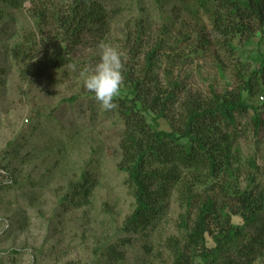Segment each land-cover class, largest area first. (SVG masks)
<instances>
[{
	"label": "rangeland",
	"instance_id": "1",
	"mask_svg": "<svg viewBox=\"0 0 264 264\" xmlns=\"http://www.w3.org/2000/svg\"><path fill=\"white\" fill-rule=\"evenodd\" d=\"M73 1L2 5L0 264H172L170 244L184 237L185 208L177 193L165 199L149 227L124 228L136 202L128 173L119 167L125 121L117 99L130 94L124 76H137L156 45L155 72L166 87L179 81L183 91L193 93H204L210 83L222 89L231 75L222 78L212 50L203 46L212 21L204 11L193 14L189 0H97L109 10L107 27L97 36L87 32L82 44L70 49V64L40 70L43 49L60 35L58 24H38L36 8L44 4L49 13L66 14ZM254 42L240 45L239 52L254 53L258 38ZM101 45L123 53V84L111 110L83 85L99 62ZM248 133L240 142L244 160L264 167V129L260 141ZM84 170L94 188L88 199H77L70 184ZM234 223L243 220L235 217ZM108 248L118 251V260L107 259ZM252 264H264V251Z\"/></svg>",
	"mask_w": 264,
	"mask_h": 264
},
{
	"label": "trees",
	"instance_id": "2",
	"mask_svg": "<svg viewBox=\"0 0 264 264\" xmlns=\"http://www.w3.org/2000/svg\"><path fill=\"white\" fill-rule=\"evenodd\" d=\"M188 2L193 14L204 11L211 19L212 34L203 46L212 50L222 78L230 74L231 79L222 89L210 83L204 93L183 91L179 81L166 87L155 72L157 45L137 76H124L130 94L117 99L125 121L119 167L128 173L136 202L124 228L149 227L175 192L185 214L184 237L170 244L172 264H252L264 251V167L244 160L240 142L249 130L260 141L264 129V0ZM22 4L0 0V19L2 5ZM48 9L40 4L35 17L39 25L58 24L60 39L43 49L40 70L70 64V49L82 44L87 32L97 36L109 20V10L97 0H74L66 14ZM257 38L254 53L239 52L240 45ZM93 188L88 170L70 184L77 199H88ZM235 217L243 223H234ZM107 250L109 261L118 260V251Z\"/></svg>",
	"mask_w": 264,
	"mask_h": 264
},
{
	"label": "clouds",
	"instance_id": "3",
	"mask_svg": "<svg viewBox=\"0 0 264 264\" xmlns=\"http://www.w3.org/2000/svg\"><path fill=\"white\" fill-rule=\"evenodd\" d=\"M122 57L123 53L119 49L101 45L99 62L89 70L83 81L85 89L94 94L96 101L105 110L116 106L114 100L123 84Z\"/></svg>",
	"mask_w": 264,
	"mask_h": 264
}]
</instances>
